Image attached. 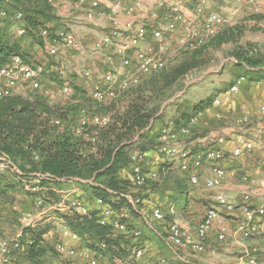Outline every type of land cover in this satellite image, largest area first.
I'll list each match as a JSON object with an SVG mask.
<instances>
[{
	"label": "built area",
	"instance_id": "obj_1",
	"mask_svg": "<svg viewBox=\"0 0 264 264\" xmlns=\"http://www.w3.org/2000/svg\"><path fill=\"white\" fill-rule=\"evenodd\" d=\"M64 1L76 2L78 6H84L90 3L91 9L82 16H62L59 18V27L54 29L45 27L39 32V37L43 40V47L52 59H63L65 51L74 50L84 52L86 47L83 43V33L86 28L93 24L96 19V9H99V0H47V3L53 6L56 3ZM207 0H111L105 6L111 13L110 19H117L120 14H129L135 17L133 20L126 21L119 26H115L110 33L101 35L98 42L90 48L94 53H98L104 60L106 68L94 64L86 66L80 75L89 81L88 95L98 102H109L115 99L117 93H122L131 87L137 86L142 77L156 73L162 70L167 64V58L177 56L181 50L196 49L205 44L206 37L214 34L217 30L228 23L229 20L216 11L206 10ZM6 24H10L19 37L27 36L28 24L22 10L16 12L7 11L0 8V29ZM151 24V35L149 34L148 25ZM150 28V27H149ZM181 30V35L177 31ZM177 35V36H176ZM259 51L264 55V44L260 45ZM63 56V57H62ZM45 72L42 66L36 69L31 63L25 60L22 55L11 56L6 64L0 65V99L9 97L13 94L16 84L22 83L30 89H41V74ZM63 78L66 76L64 68L60 70ZM241 77L235 82L228 92L231 94L238 93L241 85L245 81ZM69 83L66 82L61 89L57 91H46V94L54 98L57 95L67 94L70 92ZM88 88V86H87ZM46 95V96H47ZM219 98H215L213 104L218 105ZM260 115L264 119V104L259 107ZM77 134H82L89 127L103 128L110 124L109 115L92 112L89 108L83 107L80 115L76 118L69 119ZM68 121L55 119L54 125L61 127L69 124ZM196 119L191 120V124ZM248 115H243L239 123H247ZM264 123V120H262ZM263 127L256 131L245 128L243 138L237 146L230 152L232 157H239L246 151H252L256 148H264ZM190 134V127H183L180 130L165 128L160 136V143L155 151L164 157V163L157 168L146 170L147 153L139 151L133 152L131 156L130 167L132 169L133 183L136 187H148L150 180L157 181L166 176L172 166L167 165L170 162L181 160L179 170L192 185L199 186L201 181L197 172H193L203 166L206 162L220 163L227 161V155L224 150L219 148L225 140L223 136L217 138L213 135H207L198 139L199 143L208 145L206 152L201 151L194 155L192 159L191 152L182 145L178 135L187 136ZM35 159L37 155L34 156ZM9 170L16 175H23L22 171L12 161L6 153H0V172ZM34 179L40 182L42 179H51L65 181V177L53 178L48 174L33 173ZM226 179V170L219 165L213 169V176L208 178L203 187L210 191L209 195L213 197L202 220L196 224V236L190 233V227L184 222L181 215L180 207L175 202H171L166 208L155 205L152 208V220H149L145 213L135 208L134 198L130 193L124 194L128 202L134 207L140 215L141 220L150 224L165 221L170 217L168 231L162 233V239L165 244L177 253L183 247L192 250L195 254L204 252L206 241L213 233L215 222H222L225 215L219 211L222 208L225 212H234L238 205L225 194L220 187ZM248 179V178H245ZM248 181V180H247ZM37 183V184H38ZM90 184H94L90 181ZM37 184L31 185V189L39 188ZM258 187H264V171L262 177L257 181ZM243 195V204L240 205L242 217L238 221V226L233 235H239L238 240L241 242L248 241L254 237L264 241V230L261 229L257 220H264V194L262 202L252 208L253 193L250 189L241 191ZM67 195L61 201L50 200L49 206L42 207L38 214H20L18 222L21 224L20 230L12 238L0 236V264H17L18 259L24 252V248L29 245L30 241L23 242L25 229L35 228L47 221L48 217L44 216L46 211L64 213L66 216L89 215L94 202L100 210L99 223L113 227L108 237L118 238L117 234H123L128 243H124V254L121 253L120 247L106 241L108 238H102L95 247H89L82 242V238L76 231L72 230L65 222L64 217L63 229L61 230L62 240L57 242L54 247L57 253V260L49 264H103L105 260L111 258L113 264H171L170 260L163 254L156 253L154 259H149L148 239L143 236L141 228L130 229L127 220L129 212L123 209L118 212L106 205L102 198H95L92 201L84 202L79 199H68ZM95 200V201H94ZM46 197L40 199L39 204H43ZM216 204L217 207L214 205ZM220 207V208H219ZM44 208V209H43ZM47 209V210H46ZM139 218V219H140ZM148 219V221H147ZM3 218L0 215V225ZM155 227V226H154ZM159 235L160 233L156 231ZM226 229H221L216 233V239L219 242H225L229 237ZM106 239V240H105ZM87 243V241H86ZM85 247V248H84ZM95 250V251H94ZM260 249L252 247L247 254H243L235 264H255L257 262V253ZM118 253L122 255H118ZM152 253V251H151ZM84 259L82 262L81 260ZM133 259V260H131ZM187 261L186 259H183ZM183 261V262H185ZM187 263V262H186Z\"/></svg>",
	"mask_w": 264,
	"mask_h": 264
},
{
	"label": "trees",
	"instance_id": "obj_2",
	"mask_svg": "<svg viewBox=\"0 0 264 264\" xmlns=\"http://www.w3.org/2000/svg\"><path fill=\"white\" fill-rule=\"evenodd\" d=\"M26 1L29 2V5L25 3ZM9 2L8 0H0V8L6 9L4 6L8 7ZM33 4L37 8L41 7L39 9L33 8ZM10 5L13 7V4ZM14 5L19 8L17 10L24 12L28 24L27 35L32 34L33 38L41 39L38 36L39 32L43 28L49 27L46 26V23L48 21L51 22V19L54 18V16L51 17L50 13L51 5L47 3V0H16ZM17 10H12L11 12H16ZM221 38L222 35L220 33L217 34L214 40H221ZM201 48L202 46L192 49L185 60L177 67L172 68L171 71L163 68L143 78L137 86L122 92L123 95H121L120 99L122 101L126 99V105L115 110L110 124L99 129L89 127L82 134H77L67 119L64 121H68L69 124H64L61 127L53 126L50 122V116L54 113L53 109L45 104H33L29 100L16 96L1 98L0 153H6L23 173V175H16L11 172L13 177H15L14 184L23 187L22 180L34 179L33 173L48 174L53 178L66 177V181L76 177L84 179L89 174L94 175V180L96 181L101 176L118 172L122 177L121 184L123 187H120L114 179L108 182L107 185L90 184L93 196L102 198L106 205L118 212L123 209L126 210L127 203L130 204L124 194L130 193L135 202L143 201L142 199H145L143 197L147 195V191L152 185L151 183H156V181L150 180L148 187H136L133 183V176L128 172H124L123 169L130 164L135 148L139 152L147 153L150 149L155 150L160 143L161 133H151L153 131V123L159 118L161 110L155 104L156 99H159L188 71L200 66L201 62L197 61L196 58L200 55ZM17 54L22 55L28 62L32 60L28 58L27 53L22 50L18 43L10 44L3 41L0 36V63L2 60L9 59ZM252 56L251 59L247 60L249 69H254L260 64L261 59H256V57L261 56L264 58L263 55L253 54ZM40 63V60H34L33 64ZM214 99V97H208L193 103L188 112H183L180 115L179 122L174 123V128L180 130L183 127H190V134L185 136L186 139L191 140L193 138L192 141L198 140L201 136L196 135V129L193 126L194 123L191 124V120L196 119L200 113L211 107ZM118 100L115 99L105 106L104 109L109 111L111 107L117 105ZM68 119L70 118L68 117ZM207 146L196 144L195 151H192L191 156L197 155L201 151L206 152ZM36 155L38 159L34 158ZM234 158L238 159L239 157ZM163 166L166 165L164 164ZM3 176L0 173V195L7 193L6 190L8 189V185L3 182ZM243 177L244 182H246L247 179L245 178L248 177L246 175ZM61 183L63 182L58 180L42 179L37 185L46 188L51 184ZM176 183V190L179 196H185L187 193L184 190V188L186 189L185 182L181 183V181L177 180ZM13 189L16 188L13 187ZM48 198L50 199V197ZM114 199H118L119 202H115ZM208 206L209 204H207V208ZM142 211L148 214L147 218L149 220H152V209ZM136 215L140 218L138 213ZM99 219L100 210L98 206L95 210L91 207L89 215L86 216L76 214L64 217L66 224L79 233L84 244L89 247H95L102 238H108L105 240L111 244H116L120 247L121 253L124 254V246L131 238L126 239L123 234H117L126 239L125 245L119 242V237L109 239L108 235L114 229L110 225L100 224ZM169 221L170 217L167 216L165 221L160 223L153 222V224L155 228H161L163 231L159 230L166 236ZM128 225L131 230L138 227L131 226L130 223ZM48 232V226L25 229L22 240L24 243L28 240L30 241L21 255L25 264H49L54 259L56 249L54 245L47 243ZM122 254L118 253V255ZM180 264L185 263L181 262Z\"/></svg>",
	"mask_w": 264,
	"mask_h": 264
},
{
	"label": "rangeland",
	"instance_id": "obj_3",
	"mask_svg": "<svg viewBox=\"0 0 264 264\" xmlns=\"http://www.w3.org/2000/svg\"><path fill=\"white\" fill-rule=\"evenodd\" d=\"M9 6H4L7 11H12L11 5L16 3V0H8ZM213 0H207L206 1V10L210 11H216L219 14H221L225 18H231L229 23H224V26L220 27L217 30V32H214L212 35H208L205 40V44L201 48L200 55L196 58L197 61L201 62L200 66L192 68L190 71H188L178 82H176L171 88L167 90L159 99H156V105L157 108L164 109L163 112V122L165 123H178L180 119V115L183 112H188L191 108L193 103H196L202 99L208 98V97H214L216 98L217 91L223 92L228 90L235 82L238 81L239 78L245 77V81L249 82H255L256 84L263 85H257L259 88H264V58L261 56L256 57V59H261L260 64H258L254 69H249L247 60L251 59L253 54L256 55H263L259 51L260 45L264 44V0H226L225 4L221 6H217L212 3ZM232 10H237V13L231 14ZM10 25H5L1 29L9 28ZM222 35L221 40H214V38L217 36V34ZM178 35H181V30L177 31ZM16 35V32L15 34ZM17 36V35H16ZM177 36V35H176ZM26 39H30V36L27 35L25 37ZM37 41L40 42L41 39L37 38ZM43 42V41H42ZM41 45V44H40ZM39 50V48H37ZM30 51H33L35 53L34 49L31 48ZM192 49H184L181 50L177 56L169 57L167 58V64L164 67L165 70L171 71L172 68L177 67L182 63V61L185 60L188 54H190ZM68 54V53H67ZM72 55V54H71ZM240 56V57H239ZM264 56V55H263ZM38 57V56H37ZM35 55L31 57V66L33 68H37L38 64H33L34 60H42L41 58H37ZM40 57L43 58L45 61L52 60V58L46 54V51L44 47H42V52L40 53ZM68 57L70 55L68 54ZM72 57V56H71ZM241 59H239V58ZM237 58V60H236ZM255 58V57H254ZM73 59V58H71ZM7 61L2 60L0 65L6 64ZM69 65L67 70L64 68V71L68 74H72V69L75 66L72 63H66V65ZM61 65V64H60ZM59 65V66H60ZM70 69V70H69ZM72 71V72H71ZM46 74V72H43L41 74V89H32L27 94L23 95L22 93L17 94H11L10 96H16L21 97L23 99L29 100L33 104L41 103L49 106L51 109H53V115L50 116V122L54 126V120L55 119H62V120H69L68 117L74 118L78 115H80L81 107L87 106V108L90 109L92 112H99L100 114L109 115L110 118L113 117V114H115V110L122 108L124 105H126V99L123 101L120 99L122 93H117L115 99H119L117 101V105L115 107H111L109 111H106L104 108L109 103L114 101L115 99L109 101V102H98L94 99H92L88 92H84L86 96L83 99L84 104L82 102H77L81 99L82 94H78L77 92V86L73 88V84L67 79L63 78L62 74H57V76ZM66 74V76H67ZM150 75H146L143 78H146ZM43 78V80H42ZM45 78V79H44ZM141 79V80H142ZM86 80V79H85ZM68 82L70 86V92L67 94L57 95L54 98L49 97L46 94V91H57L58 89H61L64 84ZM25 86V85H24ZM75 86V84H74ZM30 89V88H29ZM219 89V90H216ZM255 89V88H253ZM250 89V96L253 97L255 95L252 94L254 91ZM249 88H245L243 91L244 95H249ZM261 93V92H260ZM47 95V96H46ZM258 95L259 92H258ZM259 98V96H258ZM155 101V100H154ZM259 104V103H258ZM242 115V114H241ZM228 121V120H226ZM240 121V119H239ZM232 123L229 124H235V121L231 119ZM239 123V122H238ZM240 124V123H239ZM216 126V125H215ZM203 129L196 130L198 133H196L197 136L204 135ZM186 139V137H182L181 140ZM193 139V138H192ZM191 139V140H192ZM180 140V137H179ZM180 140V141H181ZM188 139V141H191ZM137 151L136 148L133 152ZM228 160L226 163H232L233 160L236 158L232 157L230 154V151H225ZM249 154V153H244ZM244 155V156H245ZM243 156V157H244ZM206 167H209L212 169L213 165L211 162H206L201 168L198 169L197 173L200 176V171L204 173V169ZM227 167V166H225ZM19 168V167H18ZM124 168V167H122ZM146 170L149 171L150 164L148 161H146ZM214 169V168H213ZM122 171V170H121ZM124 172H128L132 176V169L130 167V164L126 165L123 169ZM1 175H4L3 182L8 185V189L6 190L7 193H3V195H0V215L3 218V222L0 225V236L6 237V238H12L16 235V233L20 230L21 224L18 222V216L20 214L30 213L35 214L39 211H42V207L49 206L50 200L54 201H61L66 195L71 199H79L80 201L88 202L92 201L93 199L97 198L93 196V193L91 192V185L90 181L93 182V179L95 176L87 174L84 179L79 178H70L68 181L65 179V181H59L63 182L61 184H51L54 186V188L49 187H40L31 189V185L37 184L38 181L35 179H23V187L15 183V177H13L12 173L5 169L2 170ZM181 173L177 166L172 167L170 169L169 173L166 176H163L159 180L156 181V183H151L149 193H147L146 196H144L142 199L143 201L135 202V208L137 210H144L145 209H152L155 205H159L163 208H166L167 205L171 202H175L179 205L181 215L185 216L188 214L187 206H183V202L181 199L182 196H179V193L175 191V193L172 195L171 193L175 189L169 188V185L173 183L174 186H176V177L173 175H179ZM66 178V177H65ZM171 178V179H169ZM116 180L118 182V185L122 186V177L118 172H114L112 174H106L104 176H101L100 179L94 180L95 185H107L108 182L112 180ZM175 179V180H174ZM83 180V181H80ZM249 181V178H248ZM82 182L83 184H88V186H79L77 183ZM94 185V184H93ZM160 185L161 187H159ZM15 187L16 189H13ZM123 187V186H122ZM126 187V186H125ZM188 188V185H186ZM157 188V189H155ZM172 189V190H171ZM129 190V189H128ZM53 192V193H52ZM155 194V196L152 198V196L149 195ZM200 195H206L208 197L209 193L206 191H202ZM173 198V201H170L171 197ZM46 197V201L41 205L39 204V200ZM50 197V199L48 198ZM149 197V198H148ZM67 198V201L68 199ZM233 198V197H232ZM208 203L212 201L208 200L206 198ZM234 201H239L237 203L238 209L240 205L243 204V197L240 194V197H234ZM115 202H119L118 199H114ZM145 200V201H144ZM95 201V200H94ZM92 209H96V204L94 202H91ZM216 207L217 205L214 204ZM207 206V203H205L202 207V211L199 212V210L194 211L192 215L195 217V224L191 225L190 233L193 236H196V222L199 219L198 217H201L203 212L205 213V207ZM218 208V207H217ZM220 208V207H219ZM44 209V208H43ZM47 210V209H46ZM126 211L129 212V218L127 220V223H130L131 226H138V228L142 229L143 236L145 239L152 240V238L157 241V245L159 246L158 251L156 253L163 254L165 257H167L171 264H180L181 262L177 263L174 260V257L172 256L174 253L171 251L172 249L168 247L164 240L162 239V233L159 229L161 228H155L152 224H148L146 221L139 219L136 215V210L134 207H132L130 204L127 203L126 205ZM223 215H225V218L222 222H217L214 226L213 233L210 234V237L206 241V248L205 250L209 251V257L215 258L217 257L216 263L211 264H234L237 259H239L240 256L243 254H247L248 251L240 252V251H234V255H231V257L224 255V252H222V248L225 247L216 239L215 234L220 231L221 229H226V231L230 234L233 233L238 223H236L233 219H235V215L233 212L227 213L222 208L219 209ZM145 215L148 216V214L145 213ZM45 217L51 218L45 221L43 224L40 225L45 227L48 226L49 232H48V240L47 243L49 245H55L57 242L62 240L61 236V230L63 229V217L66 215L64 213L60 212H53L52 211H46L44 213ZM204 216V214H203ZM202 216V217H203ZM148 221V219H147ZM200 221V220H199ZM189 227V223L186 224ZM162 230V229H161ZM158 231L160 235L156 232ZM163 231V230H162ZM119 242L122 244L126 241V239L118 235ZM212 240V242H211ZM148 241V240H147ZM153 241V240H152ZM219 251V252H218ZM171 252V253H170ZM55 257L51 262L57 260V253H55ZM195 254V253H192ZM206 256V254H205ZM226 257H228V260H226ZM21 258V257H20ZM223 259L224 262L222 261ZM133 260V259H131ZM109 264H113L111 258H108ZM50 262V263H51ZM191 262L193 264H202L198 258L193 256L191 259ZM19 262H17L18 264ZM185 264H188L186 262H183ZM191 263V264H192ZM135 264H138L137 262Z\"/></svg>",
	"mask_w": 264,
	"mask_h": 264
},
{
	"label": "crops",
	"instance_id": "obj_4",
	"mask_svg": "<svg viewBox=\"0 0 264 264\" xmlns=\"http://www.w3.org/2000/svg\"><path fill=\"white\" fill-rule=\"evenodd\" d=\"M99 1H100V6L98 10L96 9V19L94 20L93 24H90L86 28V32L82 34L83 43L86 47L84 52L68 50V51H65V55L63 59L53 58L52 60L45 61L43 59L45 57H40V53L42 52V47L44 45L42 42L43 40L38 42L37 38L36 37L33 38L34 36H32V34L29 35L30 39H26L25 37L27 36H24V37H19L18 35L16 36L14 35L15 34L14 29H11V27L1 29L2 34L0 36L2 37L3 41L9 42L10 44H13L14 42L18 43L22 47V50L25 53H27V56L29 59H31L32 55L33 56L35 55V57L38 56L37 58L39 59L41 58L42 60H40L41 63L38 64V67L42 66L45 69L46 74L51 73L53 75V72L55 71L54 74L57 76V74H60L61 69L65 68L67 70L69 65L68 64L66 65V63H72L73 61V64L75 65L72 69L73 72L71 71L72 74L66 73L67 76H65V78H67L73 84V88L77 86L78 94H82L83 96L77 102H82L84 104L83 99L85 98L84 96H86L84 92L88 91L89 89V81H86L85 80L86 78L81 76L80 72L86 66L94 65L97 63L102 68H106V66L104 65V60L102 56L98 53H94L92 50H90V48L93 47L98 42V39L101 35L110 33L113 29H115L114 27L116 25L119 26L120 24L126 21L135 19V17H133L132 15H129V14L126 15L123 13L120 14L116 20L113 18L110 19L111 13L105 5L111 0H99ZM225 2L226 0H213L212 1V3L217 6L223 5L225 4ZM25 3L29 5L28 1H26ZM76 4H77L76 2L64 1L61 3H56L53 6H51L50 8L51 17L54 16V18L51 19V22L48 21L46 23V26H49L54 31V29L59 27L60 17L62 16L79 17V16L84 15L88 10L91 9L90 3H86L84 6H78ZM40 7L41 6L37 8L33 4V8L39 9ZM11 9L17 10L19 8H17V6L13 4V7ZM234 13H237V10H232L231 14H234ZM231 18L230 17L227 18L229 22H231L230 21ZM7 25H10V24H7ZM148 29H149V34L151 35V29H152L151 24L148 25ZM221 29L222 28H220V30ZM31 48L34 49L35 53H33V51H30ZM37 48H39V50H37ZM67 53L70 55V57H68ZM7 60L8 59H6L5 61ZM257 85H263V83L256 84L255 82L248 83L247 81H244L240 87L239 92L235 94L229 93L228 90L223 91V92L217 91L216 98H219L220 103L218 105L213 104L211 107L206 109L204 112L200 113L197 116L196 121L193 125L194 128L198 130V132H200L199 130L203 129L202 131H204L205 136L213 135L214 137H217V138L223 136L225 140L218 147L224 151L229 150L231 152L237 146L238 142L243 138V133H245V130H246L243 127H248V129L251 130V132H249L251 134L252 131H256V129H258L259 127H262V124H264L262 122V120L264 119H262L260 115V111H259L260 105L264 104V88L261 89L259 88V86L257 87ZM245 88H249V92H248L249 95H244L243 91L245 90ZM250 89L251 91L252 89L254 90L252 92V94L255 93L253 97L250 96V93H251ZM31 90L32 89H29V87H26L22 83H20V84L15 85L13 89V94L22 93L23 95H25ZM216 90H219V89H216ZM258 92L260 95H258ZM84 107H87V106H84ZM163 112H164V109H161L159 112V115H160L159 118L156 119L153 123V131L151 133L157 132V133L162 134V131L165 128L174 129L175 131H177L174 128L175 125L173 122L166 123L167 125L165 126V123L163 122V119H164ZM243 115H248L249 121L244 124L243 123L239 124L238 123L239 119H241ZM71 117L69 118L72 119ZM231 119L235 121V124H229V123H232ZM75 122L76 120H73L70 123L74 124ZM198 132L196 131V133ZM262 134H263V141H264V127H263ZM204 135H202L199 139L205 137ZM178 136L180 137V140L182 137L183 138L185 137L183 135H178ZM197 142L199 143V141L196 139L193 141L192 140L188 141V139L181 140L182 145L185 146L188 149V151H190L191 153H193L192 151H195L194 149H195L196 144H198ZM199 145L205 146V144L203 143H199ZM245 153H249V154H246V155L243 154L239 156L238 159L233 160L232 163H229V165L228 163H226V161H221L220 163L214 162L212 163L213 165L212 169H210L209 167H206V169H204V173L200 171L199 178L201 181V185L199 186L192 185L188 179L183 177L182 173H179V175H173L174 177H176V182L177 180H179L181 181V183L185 182L184 185H188V188L187 187L186 189L184 188V190H186L187 193L185 196H182L183 198L181 199V202L182 200L184 201V199L186 198L183 204L184 206H187L188 214L183 216V220L185 223L190 224L189 227L191 225H194L195 220H196L195 217L192 215V213L197 210H199V212L202 211V207L205 203L210 204L208 203L206 198H208V200L210 198L211 201L213 200L212 199L213 197H211L210 195L206 197V195H200V194L202 193V191H206L205 188L203 187V184L208 178L213 176V168L216 165L222 166L226 170V179L224 180L222 186L220 187V190H222L225 194H227L231 198L232 197L238 198V196L240 197V194L242 195L241 191L250 189L251 193H253V201L251 203V207L254 208L262 202V197H263L262 195L264 194V187H258L257 181L258 179L262 177V174L264 171V148H256L255 150H252L249 152L246 151ZM192 158H193V155L190 157V159ZM146 160L149 162L150 168L160 167L163 163L165 164L166 162L164 157L158 154L153 149H150V151L147 152ZM180 161L181 160L174 161V163L170 162L167 165H170L172 167L174 165V166H177L178 168ZM197 171L198 169L194 170L193 172L195 173ZM245 175L249 178V181L244 182L243 176ZM80 181H83V180H80ZM77 184L79 186H85V187L87 186V184H83L82 182L77 183ZM158 186L161 187L160 185ZM173 187H175V189L171 193L172 195L175 193V191L177 192L176 190L177 186H174V181L172 184L169 185V188H173ZM49 188L53 189L54 186L49 185ZM149 192L150 191H147V193ZM206 192L210 193V191H206ZM149 196H152L153 198L155 194L154 196L151 194ZM173 198L174 197L172 196L171 199L169 200L172 201ZM233 198L232 200L234 201ZM239 201L240 200L237 199V201H234V202L239 203ZM206 209H207V206L204 209L205 212H206ZM233 213L236 216L235 219H233L236 225V223H238L239 219L242 217L241 207H239V209L237 207V209ZM203 214L205 213L203 212ZM202 216L198 217L199 219L197 220L196 223H199L202 220L203 218ZM257 220L260 224L261 229L264 230V220L262 219L260 220L259 218H257ZM216 223L217 222H215V224ZM229 235L230 236L227 238V240L221 243L222 245L225 246L222 248V252H224V255L231 257V255H234V251H240L241 253L244 251L249 252V250H251L252 247L258 246L260 251L257 253V262L255 264H264V241H262L258 237H254L248 241L241 242L238 240L239 235L234 236L233 233H230ZM152 240L148 239V242H147L148 248H149L148 257L151 260L156 257V252L158 251V248H159V246L156 244L157 241H155L154 238H152ZM173 253L174 254L172 256L174 257V260L177 263L183 262L185 261L183 259H186L187 261L185 262H187L188 264H191L192 263L191 259L193 258V256L198 258L202 264H211V263H216L218 261L216 255L214 256L215 258H210L209 251L207 250H205L204 252H200V253L197 252L196 254H192L194 253L192 250L183 247L182 249L179 250V252L177 251V253L175 252ZM228 257H226V260H228ZM239 259H237L235 263H237ZM224 260L225 259H223L222 261L224 262ZM81 261L83 262L84 259H82ZM18 262H19L18 264H25L22 258L21 259L19 258ZM103 264H109V261L105 260ZM224 264H227V263H224Z\"/></svg>",
	"mask_w": 264,
	"mask_h": 264
}]
</instances>
